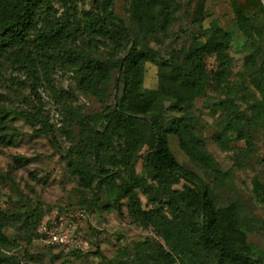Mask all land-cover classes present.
Returning <instances> with one entry per match:
<instances>
[{
	"label": "trees",
	"instance_id": "1",
	"mask_svg": "<svg viewBox=\"0 0 264 264\" xmlns=\"http://www.w3.org/2000/svg\"><path fill=\"white\" fill-rule=\"evenodd\" d=\"M81 1L62 0L65 11L57 15L54 0H0V66L8 61L25 68L32 79L31 91L38 97L36 82L43 78L67 124L79 130L80 139L67 161L94 196L86 205L68 203L59 208L89 212L97 192L105 188L118 194L114 203L119 211L125 206L135 223L158 238L144 237L132 246L129 257L106 259L105 264H264V252L248 240V233L256 230L253 220L238 202L220 205L211 185L177 160L169 142L170 135L177 136L192 162L217 179L228 176L207 150L193 109L196 99L208 91L216 96L214 106L225 116V127L216 136L223 148L248 139L253 124L264 117V91L261 98L252 97L249 114L238 84L231 80L235 35L212 24L204 29L202 44L166 55L143 40L167 34L180 9L176 0H131L128 18L116 13V0H91L88 9L79 11ZM235 17L239 33L253 49L248 59L256 67L262 30L243 11L236 10ZM209 57L215 67H209ZM147 64L156 67L154 89L144 87ZM57 67L69 70L77 90L95 98L100 109L87 114L75 106L74 93L54 84ZM42 111L38 106L33 114H21L48 132L51 126L43 121ZM168 112L179 115L166 120ZM9 113L0 110V125ZM12 215L0 210L1 246L10 243L6 228ZM30 216L38 239L44 213Z\"/></svg>",
	"mask_w": 264,
	"mask_h": 264
},
{
	"label": "rangeland",
	"instance_id": "2",
	"mask_svg": "<svg viewBox=\"0 0 264 264\" xmlns=\"http://www.w3.org/2000/svg\"><path fill=\"white\" fill-rule=\"evenodd\" d=\"M54 1L56 14H63L64 2ZM176 1L180 9L167 34L143 40V44L147 43L167 55L195 43L202 44L204 29L212 24L232 31L235 39L230 49L233 62L231 80L238 84L242 106L250 114L248 105L252 97L261 98L264 91V68L259 67L264 58V0ZM130 2L116 0V13L128 18ZM90 6L91 0H83L77 5L79 11ZM236 10L252 16L253 26L262 30L261 57L257 58L256 67L248 59L253 49L239 33ZM207 63L209 67L216 64L213 57L207 58ZM145 71L144 87L156 88V67L147 64ZM53 80L60 91L74 93V105L85 113L93 114L100 109L95 98L82 95L77 90L72 73L66 68H55ZM31 82L25 68L8 61L0 66V110L10 111L0 125V210L13 214L6 228L10 243L7 247L0 245V264H105L106 259L129 257L132 246L144 237L158 239L153 232L135 223L125 206H121L119 211L114 203L118 194L105 188L97 192L96 204L88 212L87 237L93 249L96 244L98 253H93L95 248L84 257L63 258L57 251H48L39 239L34 238L35 225L29 215L44 213L46 216L68 203L86 205L94 192L83 186L71 172L67 161L69 150L80 139L77 126L67 124L61 105L43 78L36 82L39 97L32 93ZM216 100V96L208 91L196 99L193 111L207 150L228 176L217 179L192 162L181 150L175 135L169 136L170 147L180 163L193 169L211 185L220 205L238 202L242 206L243 213L256 226L255 231L248 233V240L259 252H264V117L253 124L248 139L223 148L216 136L225 127V116L215 108ZM38 106L42 107L43 121L51 126L48 132L42 129L41 124L33 125L21 114H33ZM178 115L168 112L166 120ZM141 163L142 159H139L137 171H140Z\"/></svg>",
	"mask_w": 264,
	"mask_h": 264
},
{
	"label": "built area",
	"instance_id": "3",
	"mask_svg": "<svg viewBox=\"0 0 264 264\" xmlns=\"http://www.w3.org/2000/svg\"><path fill=\"white\" fill-rule=\"evenodd\" d=\"M89 214L84 210L59 208L44 216L37 233L44 247L66 255L88 254L95 250L88 237Z\"/></svg>",
	"mask_w": 264,
	"mask_h": 264
}]
</instances>
